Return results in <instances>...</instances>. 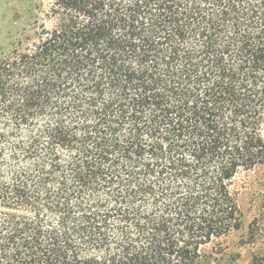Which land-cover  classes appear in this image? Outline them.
<instances>
[{"label":"trees","instance_id":"obj_1","mask_svg":"<svg viewBox=\"0 0 264 264\" xmlns=\"http://www.w3.org/2000/svg\"><path fill=\"white\" fill-rule=\"evenodd\" d=\"M32 1L0 55V264H224L264 166V0Z\"/></svg>","mask_w":264,"mask_h":264},{"label":"rangeland","instance_id":"obj_2","mask_svg":"<svg viewBox=\"0 0 264 264\" xmlns=\"http://www.w3.org/2000/svg\"><path fill=\"white\" fill-rule=\"evenodd\" d=\"M35 2L0 0V55L8 52L13 42L28 29ZM242 216V228L221 240L224 249L219 259L224 264H249L258 248L249 243L248 228L255 218H264V166L241 172L233 181Z\"/></svg>","mask_w":264,"mask_h":264}]
</instances>
